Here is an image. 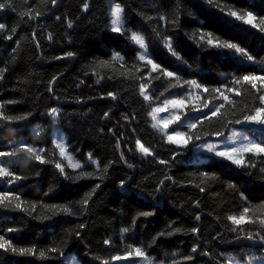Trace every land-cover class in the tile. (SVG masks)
<instances>
[{
  "label": "trees",
  "instance_id": "trees-1",
  "mask_svg": "<svg viewBox=\"0 0 264 264\" xmlns=\"http://www.w3.org/2000/svg\"><path fill=\"white\" fill-rule=\"evenodd\" d=\"M111 1L87 0L89 9L85 11L82 8L85 0H57L56 6L50 0H47L46 6L42 0H12L15 11L0 10V23L7 24L9 29L17 26L12 40H4L0 36V68L8 69L4 78L0 79V102L5 105V115L29 114L26 120L0 121V152L10 151L13 147L10 142L23 140L44 149L45 158L50 161L40 164L21 156L20 162L11 170L23 179L8 184L7 179L0 178V191L11 190L21 195L25 202L35 201L39 205L43 201L50 205L78 201L100 184L83 216L61 214L41 220L34 217L45 214L42 207H38L31 216L23 211L0 209V235H6L20 246L36 245L38 249H46L60 247L68 230L84 223L86 228L82 230V239L73 236L64 249L65 256L73 254L80 264H101L102 259L110 260L114 255H123L127 245L143 246L157 264H173L174 260L179 264H227L228 256L241 261L249 254L261 256L264 248L255 246L243 235L264 227L258 222L264 217V212L256 210L246 214V221L252 219L256 223L246 222L242 226L233 225L227 217H239L244 214V208L258 209L264 202V174L259 171L264 167V156H246V160L256 163L254 168L238 167L213 155H202L203 159L196 161L198 154L193 151V146L201 141L191 140L187 146H176L168 143L152 127L148 116L150 103L139 94V77L143 76V82L149 85L152 102L165 96L184 97L189 86L171 89L168 78L155 79L159 73H153L149 84L147 73L150 66L146 67L144 62L138 61L139 46L130 42L129 34L111 31ZM115 2L122 3L126 8L125 27L145 36L151 54L149 58L176 72L182 80H196L209 89L231 88L230 81L234 76L249 73L264 75V33L227 14L231 9L253 11L254 15L264 17V0ZM37 10L44 15L36 20L19 15L20 12L34 15ZM162 16L166 19H161ZM68 20L72 21L71 28L68 27ZM173 20L177 23L173 24ZM201 32H211L214 38L238 44L256 57V61L250 62L234 51L203 44L199 39ZM49 33L53 35L51 40L47 38ZM163 37H171L182 60H177L168 52ZM66 52H73L75 56L56 59ZM114 52L124 57V62L111 61ZM100 61H110V65L100 67ZM122 63L124 67H121ZM133 64L140 71L133 69L134 75L126 79L122 73L132 69ZM54 76L57 81L52 85L53 91L49 92V82ZM171 82L175 83L174 80ZM108 92L116 93V100L108 97ZM200 93L204 100L210 101L209 93H203V89ZM228 95L237 107L231 109L226 105L222 110L224 116L198 125L196 134L204 141L214 137H205V131H222V136H225L231 128L239 127L260 142L264 139L262 128L236 123L223 127V122L242 120L243 115L260 106L255 91L246 85L241 96L235 93ZM52 108L58 110L59 114L55 117L57 126L64 134L68 151L77 161L88 164V154L92 153L93 159L101 161V168L109 161L115 162L103 179L72 181L59 174L55 162L67 163L58 156L50 135L54 117L49 110ZM201 111L207 112V109ZM105 112H109L108 118H104ZM189 112L199 115L193 109ZM125 115L134 118L125 120ZM195 122L193 119L192 123ZM184 129L189 132L186 126ZM117 138H120V150L116 148ZM137 139L154 155L144 157L136 147ZM120 151L124 152L127 163L120 159ZM173 154H176L174 160ZM11 159L0 157V162L7 166ZM158 159L168 160L170 165H160ZM128 164L134 167L129 168ZM94 169L95 165H91L83 170L93 172ZM67 171L69 175L78 174L71 169ZM205 172L214 173L216 179L200 184V174ZM100 175L103 173H96V176ZM165 176L172 179L165 180L157 192V184ZM122 179L127 182L125 187L120 185ZM198 184L204 188L203 192L196 186ZM230 184L235 187L230 188ZM53 187L54 193H49ZM241 193L247 197L246 200ZM25 206L29 205L26 203ZM141 212H151L152 215L138 216ZM197 213L201 216L199 221L195 219ZM134 217H137L135 225L132 223ZM169 224L183 230L169 236ZM125 227L130 231L122 239L121 229ZM193 227L200 228L198 235L191 232ZM237 227L242 231L232 230ZM9 228L19 231L8 233ZM161 232L165 235L158 237ZM154 237H157L155 242ZM106 239L111 240L110 245L104 244ZM194 244L200 247L193 254L191 248ZM172 253L191 254L194 259L184 261L181 255L173 256ZM52 256L51 259L40 260L5 254L0 250V264H63L65 257L55 253Z\"/></svg>",
  "mask_w": 264,
  "mask_h": 264
},
{
  "label": "snow or ice",
  "instance_id": "snow-or-ice-1",
  "mask_svg": "<svg viewBox=\"0 0 264 264\" xmlns=\"http://www.w3.org/2000/svg\"><path fill=\"white\" fill-rule=\"evenodd\" d=\"M51 4L53 6L57 5V0H50ZM211 2V0H209ZM42 3L47 4V0H42ZM83 10L87 11L89 9V3L87 0L82 5ZM110 12V27L111 31L114 33H120V34H129L128 39L130 42L134 43L135 45H138L140 48V52L138 53L137 59L140 62H144L145 66H150V71L147 73L149 84L151 83V80L153 78V73H159L155 77V79L159 80L161 77H166L169 80L168 87L171 89H182L183 85H188L189 90L186 93L184 97H180L177 99H164L163 100V106H156L152 107L151 111L148 113L149 116L152 117L153 124L152 127L155 129H158L162 132L163 136L167 138V141L171 144L176 145H182L187 146L189 141L196 140V141H202V137L198 134H196L198 125H202L205 121H212L213 118H219L221 116H224L225 113L222 112L223 109H225V106H229L231 109H235L237 107L236 102L232 99H230V96L228 93H235L237 96L242 95V90H245V86H250L252 90L255 91L256 99L259 101L258 107H254L252 111H250L248 114L243 115L242 120H235V121H226L223 122V127H228L229 124L236 123H248V124H254L261 126L262 129H264V75H255L254 73H249L246 75L233 77L230 83L233 85V87L229 88L227 86H223L222 88H214L209 89L208 87L200 84L196 80H182V77L177 75L176 72L169 71L166 68H163L161 64L156 63L154 60L150 59L149 56L151 55L148 52V44L146 43V38L142 33L131 31L130 29H127L125 27V15H126V8L122 3L115 2V0H112V2L109 4ZM5 9H12L15 11V8L13 7L12 0H3V2H0V10ZM228 16L234 17L237 21H241L246 25H251L252 28L258 29L260 33H264V17H258L257 15H254L253 11H245V12H238L235 10L229 9ZM19 15L21 17H24L25 15L28 16L29 20H36L37 18L44 15L42 11H35V14L32 15L31 12L25 13L20 12ZM161 19H166V17H160ZM59 19V17H57ZM173 24H176L177 21L173 20ZM73 26L72 21L68 20V27L71 28ZM155 31V30H154ZM17 32V26H12L9 29V26L5 23H0V36L4 40H12L13 35ZM7 33V34H5ZM159 36V33H156ZM33 37L35 38V32L33 33ZM49 40L53 39V35L51 33L48 34L47 37ZM200 42L203 44L218 48V49H227L230 51H234L237 55L244 57L246 60L250 62H255L256 57L249 54V52L243 48L240 47L236 43H232L229 41H221L219 38H214L213 34L211 32L204 33L201 32L199 34ZM165 47L167 48L168 52L172 54V56L176 57L177 60H182V57L178 55V53L175 51L173 42L171 37H163ZM36 46L39 47V42L36 41ZM17 47H19V41H17ZM13 52H15V49H13ZM75 53L73 52H66L64 53L63 57H56V59H63L65 57L71 58L74 57ZM121 61L124 62V57H122L118 52H114L111 61ZM110 61H100L99 66L105 67L109 66ZM124 63L121 64V67H124ZM135 70V72H139L140 69L133 64L132 69L126 70L122 75L125 76V78H131L132 75H134L132 70ZM7 68H0V79L4 78V74L7 71ZM111 78V77H110ZM140 84H139V94L143 97V99L146 102L151 103L153 101V97L150 94L149 91V85L144 83V77H139ZM174 80L175 83H172L171 81ZM57 81V77H53L52 80L49 82V92L53 91L52 85ZM99 82V81H98ZM83 83V81H81ZM79 85H77L78 87ZM193 89H195V92H193ZM203 89V93H209L210 94V101L204 100L200 90ZM165 91H168V89H165ZM171 95H178L177 93H171ZM107 96L110 97L112 100H116L117 96L114 92H108ZM12 103V102H9ZM191 106V108L198 112L199 115L192 117V119H195V123H187L186 127L188 128L189 132L185 131H179L176 129H173L171 133H169L168 129L170 125L176 124V122L180 121L181 123L178 125V127H183L184 121H181V113L184 109ZM5 105L3 102H0V121H21L26 120L28 118L29 114L25 115H19V116H12V115H5L3 109ZM245 108H247V105H245ZM202 109H207V112L201 111ZM161 112H171L169 116L165 119H157V114ZM49 114L53 117L58 116V110L56 108H52L49 110ZM233 115H235V112H233ZM109 117V112L104 113V118ZM134 117H129L125 115V120H130ZM184 120H189L188 116L184 117ZM103 131V129H101ZM109 131H112L109 129ZM133 131H135L133 129ZM191 133V134H190ZM37 135L40 134L39 131L36 133ZM114 134V133H113ZM222 131H214V132H204V136H222ZM185 137H187L185 139ZM231 139V137H229ZM13 147L10 151L6 152H0V157H10L12 158L9 162V164L6 166L4 163L0 162V178L7 179L8 184H13L15 181L23 179L22 176L17 175L14 171L11 170L12 167L17 165L20 162L21 156H26L28 160H36L40 164H46L49 163L45 158V150L39 149L34 146L29 145L26 141H12L10 142ZM19 144L18 147H16V144ZM55 149L59 150V157L62 158L67 162V164L61 163V162H55V168L59 171V174L65 179V180H72V181H80L82 179L87 178H98L103 179L104 176L107 175L109 168L115 163L114 161H109L107 164H104L103 168H101V161L99 159H93V154H88V164H83L75 159V157L68 151V148L66 146V143L61 140L60 142L54 141ZM136 147L139 150V152L144 156H150L154 155L152 150L149 147H146L139 139L136 140ZM199 147L205 148L208 152L215 153L216 156L225 158L228 161H231L232 164L242 167V168H254L257 167L255 162H250L245 159V157L248 154H253L255 157H261L264 156V139H262L260 142H255L252 139H249V137L245 136L243 138V142L239 143L237 146H225L223 150H218L217 146L210 142H201ZM116 148L117 150H120V138H117L116 141ZM129 151H132V149H129ZM175 155L173 154L172 159H175ZM120 159L124 161V163H127V160L124 156V152L120 151ZM157 163L164 166H169L170 161L158 159ZM91 165H95V169L93 172L84 171L86 167H89ZM129 168L134 167L132 164H128ZM67 169H71L74 173L78 172L76 175H69ZM261 174H264V167H261L259 169ZM103 173V175L96 176V173ZM200 176L202 179L200 180V184H206L209 180L216 179L215 174H209L207 172L201 173ZM131 179V178H129ZM172 177L165 176L164 180H160L157 184L156 191L159 192L161 188L163 187L165 180H171ZM175 182V181H173ZM125 180H120L121 187L126 186ZM200 184L196 185L197 187H200ZM100 187V184H96L95 187L92 189V192L87 193L84 197H82L78 201H73L69 203L64 204H44L43 201L37 204V202H25L21 195L11 191V190H5L0 191V209H4L6 211H23L26 212L29 216L33 214L37 210L38 207H42L45 210V214L41 216H37L34 218L41 219V220H48L51 219L55 215H61L66 214L69 216H83L87 213L90 201L93 198V194L95 193L96 189ZM138 187V186H137ZM230 188H234L235 185H229ZM55 189L50 188L49 193H54ZM200 191L203 192L204 188L200 187ZM49 193H45V195H49ZM241 196L243 197V193H241ZM245 200L247 197H243ZM26 203L29 205L26 207ZM197 208L199 207V201L195 202ZM256 210H259L261 212H264V202H262L258 209H250V208H244L242 215L239 217L235 215L228 216L227 219L232 222L233 225L236 226H242L243 224L250 223L254 224L256 221L252 219H248L246 221V214L250 212H254ZM152 215L151 212H141L138 214V216H150ZM137 217L133 218V225L136 223ZM195 219L199 221L201 219V216L199 213L195 216ZM259 224L261 226H264V217L259 218ZM86 228V225L84 223H80L78 227L74 230H68L66 233V238L61 240V246L60 247H49L46 249H38L36 245L31 246H20L18 243H15L13 239L7 238L6 235H0V250H2L3 253H11L15 256L20 257H35L40 260H47L53 258L52 254H58L60 257H65V251L64 249L68 246L69 241L73 238V236L80 240L82 239V230ZM183 229L174 227L173 224H169L167 226V235H173L176 233L181 232ZM233 231H242L241 228H233ZM19 231V229L9 228L7 229L8 233H14ZM130 231L129 228L125 227L121 229V238L123 239L124 235ZM191 232L193 234H199L200 228L199 227H193L191 229ZM264 227H262L260 230L256 231L255 233L249 231L246 234L243 235V238L249 241H253L254 245L257 247L264 248ZM165 235L164 232L158 233L157 236H163ZM239 238V237H238ZM157 237L153 238V242ZM111 240L106 239L104 240L105 245H110ZM200 247L199 244H194L191 248V253H196L198 251V248ZM205 255H209V253L205 252ZM173 256L181 255L182 259L184 261H192L194 259L193 255H187L184 256L182 253H172ZM223 255V254H221ZM130 258H138L140 261V264H154V260L148 256V254L144 251L143 246H135V245H127L125 248V251L123 255L117 254L114 255L109 259H102L101 264H111L112 261H128ZM96 259H101L100 257H96ZM227 264H264V253L261 254L260 257H257L255 255H249L245 260L241 261L240 259H237L233 256L226 257ZM73 264H80L79 260H76L73 258ZM173 264H179L178 261H173Z\"/></svg>",
  "mask_w": 264,
  "mask_h": 264
},
{
  "label": "rangeland",
  "instance_id": "rangeland-1",
  "mask_svg": "<svg viewBox=\"0 0 264 264\" xmlns=\"http://www.w3.org/2000/svg\"><path fill=\"white\" fill-rule=\"evenodd\" d=\"M112 2V1H111ZM110 2V3H111ZM109 3V4H110ZM110 10V8H109ZM127 28V27H126ZM128 29V28H127ZM135 32V31H134ZM139 33V32H138ZM147 43V41H146ZM138 46V45H137ZM164 99H177V97L175 96H165L163 99H161L160 101H156V102H151L150 103V109H149V112L151 111L152 107H156V106H163V100ZM149 103V102H148ZM191 106H189L188 108L184 109L181 113V121H184V125L186 126L187 123L191 122L192 123V117H195L196 115L194 113H190L189 111L191 110ZM184 113V114H183ZM188 114V115H185ZM171 114V112H161V113H158L157 114V119H165L167 118V116H169ZM149 116V115H148ZM185 116H188L189 117V120L185 121L184 120V117ZM149 120L151 122V124H153V120H152V117L149 116ZM181 122L178 121V123L176 124H173V125H170L169 126V133L172 132L173 129H176V130H179V131H185V126L183 127H178V125L180 124ZM248 123H241L240 125L244 126V125H247ZM249 125H252L256 128H261V126H258V125H254V124H249ZM155 129V128H154ZM160 135L163 136L162 132L158 129H156ZM50 135H51V138L54 141L56 142H60L61 140H63L65 142V137H64V134L62 132H60V129L59 127L57 126V122H56V119L55 117L52 118V123H51V129H50ZM247 136L249 137V139H252L253 141L257 142V139L255 137H253V135H251V133H247L245 130H242L241 128L239 127H234V128H231L229 130V132L225 135V136H222V137H218V136H214L210 139H206L204 141H201V142H210V143H213L217 146V149L218 150H223L225 148V146H237L239 143L243 142V138ZM164 137V136H163ZM229 137H231V139H229ZM165 140L167 141V138L164 137ZM186 139V137H185ZM168 142V141H167ZM200 142V143H201ZM169 143V142H168ZM200 143H198L197 145L193 146V151L196 152L198 155L196 161H200L201 159H203L202 155H213V156H216L215 153L213 152H208L205 148H201L199 147ZM171 144V143H170ZM30 145V144H29ZM176 145V144H174ZM176 146H182V145H176ZM57 150V153H58V156H59V150ZM216 157H219V156H216ZM222 158V157H220ZM225 159V158H224ZM246 159V157H245ZM65 161V160H64ZM66 162V161H65ZM67 163V162H66ZM259 222V220H258ZM249 255H253V254H249ZM248 255V256H249ZM247 256V257H248ZM246 257V258H247ZM257 257H260V256H257ZM73 258H75V256L73 254H68L65 256L64 260H63V264H73ZM245 258V259H246ZM76 259V258H75ZM111 264H140V261L138 258H130V260L128 261H112ZM154 264H157V263H154Z\"/></svg>",
  "mask_w": 264,
  "mask_h": 264
}]
</instances>
